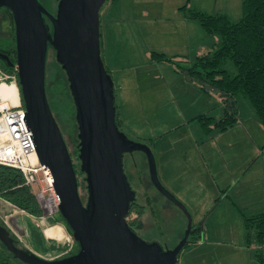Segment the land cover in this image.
I'll use <instances>...</instances> for the list:
<instances>
[{"label":"water","instance_id":"obj_1","mask_svg":"<svg viewBox=\"0 0 264 264\" xmlns=\"http://www.w3.org/2000/svg\"><path fill=\"white\" fill-rule=\"evenodd\" d=\"M105 1L58 0L52 14L39 0H0V8L12 15L15 62L1 51L0 58L16 70L37 159L52 183L58 213L78 245L70 255L44 258L16 246L9 230L0 223V242L24 264H177L192 230L185 206L158 178L151 147L131 140L116 123L114 81L101 55L100 8ZM49 46L66 74L75 106L85 202L46 94ZM132 151L145 154L152 185L186 214L184 234L172 248L144 240L127 222L135 191L123 169V155Z\"/></svg>","mask_w":264,"mask_h":264},{"label":"rangeland","instance_id":"obj_2","mask_svg":"<svg viewBox=\"0 0 264 264\" xmlns=\"http://www.w3.org/2000/svg\"><path fill=\"white\" fill-rule=\"evenodd\" d=\"M241 1L125 0L123 2L125 8H127L126 12L134 13L135 18L133 21L124 23L115 21L114 19V16L118 15L115 9L120 6L121 2H113V0L105 1L100 8V16L103 20L102 24H106L107 22L111 24L109 35L106 34V37H104V41L107 40V43L104 44L103 51L105 52H102V57L104 58L105 65H108L109 73L115 85L117 112L120 120L119 128L133 141H145L150 145V139L154 140L150 147L154 154L158 178L162 185L182 202L191 216L192 227H200V233L202 229L198 221H202L210 211L204 205L206 204L207 196L205 189L202 190L200 187L199 190H196L197 183H192L189 186V182L193 180H189L191 172L189 169L182 172L186 167L178 165L173 159L178 158L185 160V164L190 163L187 159L196 152L194 144L200 148L203 141L198 134V130L206 137L219 131L213 129L210 133H205L196 118H193L187 124L190 114L204 108V105H213L215 100H219L218 95L211 94L209 98L197 95L194 86L187 82L179 71V67L177 66L179 62L177 61L153 60L150 57V60L153 61L151 66H146L145 68H140L141 66H135V68L128 67L130 65L128 62L132 65L133 62L144 61H142V49L138 43V36H130L126 35V33L122 34L123 31H126V28L121 27V25L130 26L131 32L138 33L139 30H144L146 24H148L144 20L146 18H139V15L140 13L143 15L147 12L149 17L156 19V23L152 29H155V32L158 34V40L161 43L163 42L164 45L171 43L174 38L172 35L174 32H179L184 28V23L177 19L176 13L186 14L185 11L188 7L209 13H226L230 18L238 19L242 15ZM41 2L49 12L55 14L58 0H41ZM184 7L186 8L184 9ZM12 34L13 21L11 14L5 8H1L0 43H3ZM208 36L210 37V47L217 41L218 36ZM150 42L155 43V40L154 42ZM155 51L163 53L167 57L178 58L175 56V52L170 49H167V52L161 50ZM195 58L196 55L186 62V66L191 65ZM46 68L47 84L50 85L59 75V64L55 60V51L52 48H49L47 53ZM225 68L230 74L235 72V67L230 61L225 63ZM140 75L141 81L137 85L138 81H136V78L140 77ZM123 78L126 80V83H124L121 90ZM5 93L10 95L11 92L4 85L0 87V96ZM238 99L239 103L246 102L254 111L247 99H244L240 95ZM54 117L61 129L75 167L79 194L83 202H85L87 191L85 174L80 171L79 167L77 127L73 126L72 131H70L59 112H55ZM176 119L177 121H175ZM178 121L183 122V124L172 129L171 127ZM216 138L212 139L213 143L219 142ZM123 164L128 181L136 192L137 202L140 207L142 206L139 215L137 214V210L134 209V212L138 215L137 217H139L136 222V233L148 242H159L164 248L174 247L182 238L186 229V214L154 188L148 172L147 159L143 152L134 151L132 155H126L123 159ZM199 173L197 175H200ZM199 179L201 181L204 180L200 177ZM192 185H195V187ZM5 211L7 209L0 203V222L3 223L6 222L4 221ZM133 213L131 216L134 217ZM56 215L45 219L30 217V222L39 224L43 231L47 225L51 224L49 220H52ZM57 223L63 224L65 229V239L58 242L64 248L62 250L43 252L30 241L28 245L23 237L17 236L13 232L11 233L19 240L17 244L23 248H27L44 258H60L69 250L75 248L76 243L65 222L58 221L52 224ZM209 231L217 236L213 244L207 247L196 246L194 248L192 247L193 245L184 246L179 252L177 264H255L252 246L246 243L242 232V224L239 225L238 221L225 220L223 225H213ZM44 232L47 237L53 235L52 229L48 227L45 228ZM45 239L47 240V238ZM199 256L206 259V263H199L201 259Z\"/></svg>","mask_w":264,"mask_h":264},{"label":"trees","instance_id":"obj_3","mask_svg":"<svg viewBox=\"0 0 264 264\" xmlns=\"http://www.w3.org/2000/svg\"><path fill=\"white\" fill-rule=\"evenodd\" d=\"M241 7L242 15L238 19L230 18L226 13H209L196 8L184 7L186 15L196 20L206 34L218 36L210 49L196 56L191 65L183 66L177 63L179 71L187 82L197 85L204 93L218 95L222 101V114L219 118L205 113L196 117L205 133H210L213 129L225 131L237 123L240 116L239 95L249 101L264 126V0H242ZM49 48L52 47L49 46ZM0 51L15 62L14 34L0 43ZM150 57L153 60L176 61L174 57H167L156 51H151ZM227 61L233 63L235 67L233 74L225 68ZM106 68L110 72L107 66ZM0 71L17 76L14 67L8 65L2 58H0ZM58 73L57 79H54L50 85L47 84V77H45L46 94L53 115L59 112L64 123L72 131L73 126L77 127L75 106L66 74L60 64ZM114 104L116 123L120 127L116 97ZM150 141L149 144L152 145L153 139ZM0 200L36 219L42 216L35 192L31 186L24 183L21 171L2 164H0ZM49 221L52 224L63 221V219L57 213L56 217ZM0 223L9 230L15 245L23 248L17 244L19 240L11 233L9 227L3 222ZM244 229L246 243L254 244L256 247L254 249L255 264H262L264 262V211L246 216ZM69 231H71L70 228ZM199 236L200 227H192L185 246L194 242ZM29 241L43 252L54 250V247L44 240L42 227L39 224L36 226L29 222ZM77 249L76 243V247L64 256L76 252ZM0 264L24 263L15 259L13 254L0 242Z\"/></svg>","mask_w":264,"mask_h":264},{"label":"crops","instance_id":"obj_4","mask_svg":"<svg viewBox=\"0 0 264 264\" xmlns=\"http://www.w3.org/2000/svg\"><path fill=\"white\" fill-rule=\"evenodd\" d=\"M115 1L121 2L120 6L115 9L116 13H118V15L114 16L115 21L123 23L133 21L135 14L126 12L125 0H113V2ZM142 17L146 18L144 20L148 24H146L144 30H139L138 33L131 32L130 26L121 25V27L126 28V31H123L122 34L138 36V43L142 49V61L144 62H133L132 65L128 62L130 64L128 67L130 68L151 66L153 61L150 60V52L155 50L167 52V49L175 52V56L178 57L175 60L177 59L176 61L180 63H178L179 65L186 66V62L192 59L194 55L198 56L208 51L211 47H209L210 37L204 32L198 22L189 18L186 14L176 13L177 19L184 23V28L179 32H174L172 34L174 38L171 43L164 45L163 42L161 43L158 40V34L155 29H152L156 19L149 17L147 12L143 15L140 13L139 18ZM100 19L101 53H104V44L107 43V40L104 41V37H106V34L109 35L111 24L110 22L102 24L101 16ZM153 39L155 43L150 42H154ZM106 66L108 67V65ZM136 81H138L137 85H139L141 75L136 78ZM5 82L13 85L14 90H11L10 95L7 97L12 104H16L21 100L18 83L14 85L10 79ZM122 82L121 90L126 80L123 78ZM192 85L200 97L209 98L213 94L204 93L197 85ZM218 99V101H214L213 105H204V108L190 114L187 124H189L190 120L203 113L219 118L222 114V101L219 96ZM239 114L237 123L225 131L214 132L211 136L206 137L198 130V134L203 141L200 148L194 144L196 152L187 159L190 163L185 164V160L173 159L178 165L186 167L182 172H185L186 169L191 172L189 180H193L189 182V186L192 183H197L196 190H199L200 187L202 190L205 189L207 196L206 204L204 205L207 206V210L210 209L205 218L202 221H198L202 229L199 238L186 246L193 245L192 247L194 248L196 246L207 247L213 244L217 236L209 230L213 225H223L225 220H234L235 222L238 221L239 225L242 224V232L246 240L244 218L264 211V126L261 125L255 112L246 102L239 103ZM182 124L183 122L178 121L171 128L175 129ZM215 137H217L216 139L219 142L213 143L212 139ZM198 172H200V175H197ZM199 177L204 180L201 181ZM192 186L195 187V185ZM0 203L7 209L4 213L6 226L17 236L23 237L29 245V222L31 221V216L4 201ZM30 223L33 224L32 222ZM34 225L38 226L36 223ZM46 227L52 229V236L47 237L44 232ZM46 227L42 231L44 237L47 238V240L44 238L45 241L49 242L56 251L64 249L58 243L65 239L63 225L57 223ZM251 246L254 253L256 247L254 244H251ZM199 257L201 258L199 263H206V259Z\"/></svg>","mask_w":264,"mask_h":264},{"label":"built area","instance_id":"obj_5","mask_svg":"<svg viewBox=\"0 0 264 264\" xmlns=\"http://www.w3.org/2000/svg\"><path fill=\"white\" fill-rule=\"evenodd\" d=\"M8 79L17 84L15 74L0 71V84H6ZM0 164L21 171L24 183L33 188L39 202L40 219L58 213V199L45 167L37 159L22 101L12 104L7 96H0Z\"/></svg>","mask_w":264,"mask_h":264},{"label":"flooded vegetation","instance_id":"obj_6","mask_svg":"<svg viewBox=\"0 0 264 264\" xmlns=\"http://www.w3.org/2000/svg\"><path fill=\"white\" fill-rule=\"evenodd\" d=\"M2 8H4V7H2ZM1 9V8H0ZM7 10V9H6ZM9 11V10H8ZM10 12V11H9ZM145 143V142H144ZM133 152L134 151H132V152H130V153H124V155H123V159H124V157L126 156V155H132L133 154ZM124 165V164H123ZM123 169H124V167H123ZM125 172V171H124ZM126 174V173H125ZM127 176V175H126ZM128 179V178H127ZM132 188V187H131ZM155 188V187H154ZM161 194V193H160ZM168 200V199H167ZM142 207V206H141ZM141 207H140V205L138 204V202H137V197H136V192H135V199H134V201L131 203V207H130V211H129V213H128V215L126 216V219H127V222H128V224H129V226L131 227V229H133L135 232H137L136 230V222L138 221V218L139 217H137L138 215H139V213H140V211H141ZM137 210V214L134 212L135 210ZM134 212V213H133ZM134 214V217L133 216H131V214Z\"/></svg>","mask_w":264,"mask_h":264},{"label":"bare ground","instance_id":"obj_7","mask_svg":"<svg viewBox=\"0 0 264 264\" xmlns=\"http://www.w3.org/2000/svg\"><path fill=\"white\" fill-rule=\"evenodd\" d=\"M6 86L9 90H10V92H11V90L13 91L14 89H13V85L12 84H8V83H6V84H1L0 85V87H2V86ZM17 87V86H16ZM2 97H4V96H9L7 93H5V94H3V95H1ZM63 225V224H62ZM45 230V229H44ZM65 232V231H64ZM68 234V233H67ZM66 242V241H65ZM66 244V243H65Z\"/></svg>","mask_w":264,"mask_h":264}]
</instances>
